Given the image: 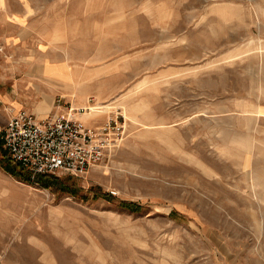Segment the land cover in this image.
Returning <instances> with one entry per match:
<instances>
[{
    "label": "rangeland",
    "instance_id": "obj_1",
    "mask_svg": "<svg viewBox=\"0 0 264 264\" xmlns=\"http://www.w3.org/2000/svg\"><path fill=\"white\" fill-rule=\"evenodd\" d=\"M0 6V125L47 91L125 128L75 194L0 163V264H264V0Z\"/></svg>",
    "mask_w": 264,
    "mask_h": 264
},
{
    "label": "built area",
    "instance_id": "obj_2",
    "mask_svg": "<svg viewBox=\"0 0 264 264\" xmlns=\"http://www.w3.org/2000/svg\"><path fill=\"white\" fill-rule=\"evenodd\" d=\"M61 104L59 111L45 117L20 108L0 125L4 147L32 174L83 175L124 139L125 128L118 118L110 116L91 125L79 115L87 107Z\"/></svg>",
    "mask_w": 264,
    "mask_h": 264
},
{
    "label": "crops",
    "instance_id": "obj_3",
    "mask_svg": "<svg viewBox=\"0 0 264 264\" xmlns=\"http://www.w3.org/2000/svg\"><path fill=\"white\" fill-rule=\"evenodd\" d=\"M1 13H2V11H1V6H0V14ZM0 19H1V16H0ZM35 66H36V68L40 69V71L48 72V80L50 83H55L54 81H56V79H57V81L61 80V79H63V76H67L70 73V67H69L67 62L49 63L48 61H45L43 63L39 62ZM68 99L72 102V104L74 106L76 105V106H85L86 107V105H87L86 103L91 102V100H89V98L85 101L78 99V97H77V95H75V93H71V96H69ZM53 101H54L53 95L47 91H44L41 99L38 101V103L36 104V106L34 108V112H36L39 115V117L46 116L47 114L50 113V111H52ZM60 108H61V106H60ZM60 108H57V111H59ZM19 109L17 108V110H19ZM87 109L83 113L79 114L80 117L86 123L91 124V125H99V124H102L106 121V119H107L106 117L103 119H99V120L95 119L96 114H94V113H98L101 110H99V111L95 110V108H93V106H90L89 110H87ZM16 111H14V112H16ZM0 176H1V168H0ZM0 188H1V182H0ZM0 252H1V250H0Z\"/></svg>",
    "mask_w": 264,
    "mask_h": 264
},
{
    "label": "trees",
    "instance_id": "obj_4",
    "mask_svg": "<svg viewBox=\"0 0 264 264\" xmlns=\"http://www.w3.org/2000/svg\"><path fill=\"white\" fill-rule=\"evenodd\" d=\"M0 163L1 165L12 174H21L27 170L24 166H22L18 161L14 160L10 154L5 151L2 147V139L0 138ZM23 169V170H22ZM23 171V172H22ZM30 172V171H29ZM26 178L31 180L30 175H28ZM70 176L61 178L57 176L54 173H39L38 174V180L48 184L49 181H54L55 183H59L63 188L70 190L72 193L77 192V188L73 182H70ZM90 191L94 193V196H104L106 198H111L113 194L111 192L103 191L102 188L99 185H93L90 187ZM133 204V202L123 201L122 205L130 207Z\"/></svg>",
    "mask_w": 264,
    "mask_h": 264
},
{
    "label": "bare ground",
    "instance_id": "obj_5",
    "mask_svg": "<svg viewBox=\"0 0 264 264\" xmlns=\"http://www.w3.org/2000/svg\"><path fill=\"white\" fill-rule=\"evenodd\" d=\"M263 48H264V47H263ZM47 115H48V114H47ZM47 115H46V116H47ZM44 117H45V116H44Z\"/></svg>",
    "mask_w": 264,
    "mask_h": 264
}]
</instances>
